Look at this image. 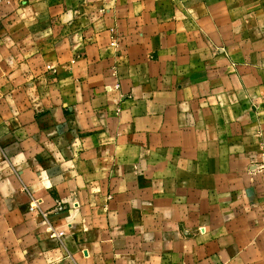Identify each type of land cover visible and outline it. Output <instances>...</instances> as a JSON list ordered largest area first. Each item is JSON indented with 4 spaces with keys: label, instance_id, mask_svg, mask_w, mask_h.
I'll return each mask as SVG.
<instances>
[{
    "label": "crops",
    "instance_id": "crops-1",
    "mask_svg": "<svg viewBox=\"0 0 264 264\" xmlns=\"http://www.w3.org/2000/svg\"><path fill=\"white\" fill-rule=\"evenodd\" d=\"M0 264H264V0H0Z\"/></svg>",
    "mask_w": 264,
    "mask_h": 264
},
{
    "label": "built area",
    "instance_id": "built-area-1",
    "mask_svg": "<svg viewBox=\"0 0 264 264\" xmlns=\"http://www.w3.org/2000/svg\"><path fill=\"white\" fill-rule=\"evenodd\" d=\"M111 46L112 47H118V39L117 38H114L112 43H111ZM258 168L256 167V170ZM59 208L62 209L61 205L59 204ZM31 211L32 212H35V211H39V208H37V206H31ZM41 215L44 217V219L46 221H48V214L45 213V212H41ZM64 236V232H57L56 230L52 229V232H51V238H54V239H62Z\"/></svg>",
    "mask_w": 264,
    "mask_h": 264
}]
</instances>
